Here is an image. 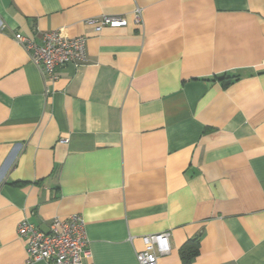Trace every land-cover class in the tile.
I'll use <instances>...</instances> for the list:
<instances>
[{
  "label": "crops",
  "instance_id": "crops-1",
  "mask_svg": "<svg viewBox=\"0 0 264 264\" xmlns=\"http://www.w3.org/2000/svg\"><path fill=\"white\" fill-rule=\"evenodd\" d=\"M51 30L87 54L53 82L14 39ZM74 214L81 264L161 233L158 264L193 238V264H264V0H0V264H28L19 222Z\"/></svg>",
  "mask_w": 264,
  "mask_h": 264
},
{
  "label": "built area",
  "instance_id": "built-area-1",
  "mask_svg": "<svg viewBox=\"0 0 264 264\" xmlns=\"http://www.w3.org/2000/svg\"><path fill=\"white\" fill-rule=\"evenodd\" d=\"M85 23L93 25L95 31L128 25L124 17L105 15L99 19H87ZM132 23L136 27L143 24V11L139 6L132 11ZM14 39L27 52L43 79L50 82L57 79L59 70L64 66L87 62L84 36L70 38L58 30H51L42 33L39 42L21 34H15ZM16 233L24 244L28 264L39 261L46 264H81L83 258L90 254L84 221L78 214L53 219L47 230L22 220ZM141 241L143 248L135 252L137 264H158V259L171 251L168 233L142 236Z\"/></svg>",
  "mask_w": 264,
  "mask_h": 264
},
{
  "label": "trees",
  "instance_id": "trees-1",
  "mask_svg": "<svg viewBox=\"0 0 264 264\" xmlns=\"http://www.w3.org/2000/svg\"><path fill=\"white\" fill-rule=\"evenodd\" d=\"M226 76L221 77L220 80L223 81ZM199 253V239L193 238L188 239L179 249V258L181 264H193V260Z\"/></svg>",
  "mask_w": 264,
  "mask_h": 264
}]
</instances>
